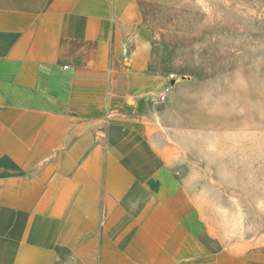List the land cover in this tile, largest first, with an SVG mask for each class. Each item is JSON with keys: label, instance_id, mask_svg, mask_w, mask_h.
I'll return each instance as SVG.
<instances>
[{"label": "crops", "instance_id": "1", "mask_svg": "<svg viewBox=\"0 0 264 264\" xmlns=\"http://www.w3.org/2000/svg\"><path fill=\"white\" fill-rule=\"evenodd\" d=\"M150 31L138 0H0V264H264L177 168L186 93L150 101Z\"/></svg>", "mask_w": 264, "mask_h": 264}, {"label": "rangeland", "instance_id": "2", "mask_svg": "<svg viewBox=\"0 0 264 264\" xmlns=\"http://www.w3.org/2000/svg\"><path fill=\"white\" fill-rule=\"evenodd\" d=\"M138 2L168 84L184 83L177 168L200 213L228 245L264 244V0Z\"/></svg>", "mask_w": 264, "mask_h": 264}, {"label": "built area", "instance_id": "3", "mask_svg": "<svg viewBox=\"0 0 264 264\" xmlns=\"http://www.w3.org/2000/svg\"><path fill=\"white\" fill-rule=\"evenodd\" d=\"M169 80L172 82L176 81V77L175 75H170ZM172 91V86L171 84H168L166 87H164V89L159 93V95L157 96V98L155 100H152L153 102H156L158 104H164L167 99L169 94Z\"/></svg>", "mask_w": 264, "mask_h": 264}, {"label": "water", "instance_id": "4", "mask_svg": "<svg viewBox=\"0 0 264 264\" xmlns=\"http://www.w3.org/2000/svg\"><path fill=\"white\" fill-rule=\"evenodd\" d=\"M172 84H174V82Z\"/></svg>", "mask_w": 264, "mask_h": 264}]
</instances>
